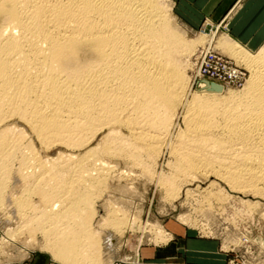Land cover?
<instances>
[{
	"label": "bare ground",
	"instance_id": "6f19581e",
	"mask_svg": "<svg viewBox=\"0 0 264 264\" xmlns=\"http://www.w3.org/2000/svg\"><path fill=\"white\" fill-rule=\"evenodd\" d=\"M168 12L165 0H0V205L39 227L53 262L98 263L89 208L114 168L104 157L151 159L184 103L183 129L168 145L175 169L158 184L172 195L179 176L201 172L264 195V45L220 37L216 48L249 71L243 89L204 78L185 102L182 56L201 39H185ZM26 132L45 152L69 151L42 159ZM10 175L18 195L8 198ZM34 195L44 204L35 213ZM116 211L102 224H126Z\"/></svg>",
	"mask_w": 264,
	"mask_h": 264
},
{
	"label": "rangeland",
	"instance_id": "374dc122",
	"mask_svg": "<svg viewBox=\"0 0 264 264\" xmlns=\"http://www.w3.org/2000/svg\"><path fill=\"white\" fill-rule=\"evenodd\" d=\"M165 7L167 12L169 11L171 24L173 23L172 25L178 31H182L185 39H201L190 53L182 56L186 66L183 69L187 77L183 97L185 102L190 101L193 92L199 89L193 81L198 69V55L203 48L212 47L225 57L235 60V63L246 71L245 80L239 85H227L217 81L210 83L241 91L249 76L248 69L239 63L238 59L228 56L215 45L225 34L239 42L229 33L227 19L224 17L217 22L206 21L198 26L190 27L174 15L171 0H165ZM241 44L252 51L256 49H251L244 43ZM231 62L234 64V61ZM184 105L185 103L178 105L171 132L164 136L165 144L158 148L160 150L156 152L157 154L154 153L152 160L145 153L142 154L138 163L124 156L104 157L110 166L113 165L111 167H114V170L112 169L106 178L104 188L95 189L90 193L93 203L91 209L89 208V212H93L90 229L95 232L96 237H94L99 243L97 264H121L128 261H135L133 263L137 264L139 258L135 259V256L139 247L161 245L166 242L177 245L186 242L189 238L209 240L215 244L212 250L221 258L207 264H264L263 194L233 188L221 177L215 174H201V172L192 174L195 177L179 176L181 181H178L179 187L176 194H172L173 196L166 193V190L158 184L159 173L170 175L169 171L172 173L175 169V163L172 164L175 158L172 157L171 147L169 148L168 145L175 143L176 134L181 128L183 129V114L186 111ZM9 122L25 130L19 120L12 118ZM120 132L126 135L125 129L121 128ZM28 133L26 132V139L31 140L35 152L42 159L55 157L60 152L66 154L69 151L65 147H55L45 152ZM97 138L101 139V134ZM96 141L92 142L93 145L99 140ZM148 163L150 166L147 165ZM147 168L150 169L149 172H146ZM11 176H9L10 179L8 178V187L4 193V197L8 198L11 194L18 195V192L11 193L15 183ZM31 198L32 204L38 209L33 210L34 213L44 207L42 201H39V195ZM4 200L0 205V264H28L34 256V251L47 252L41 249L44 238L36 224L23 221L20 213L17 215L15 208ZM112 209H116L118 214L125 213L126 217L124 214L122 216L127 218L125 219L127 223L120 226L112 223L114 226H110L111 221L110 224L108 221V224H102L101 217H105ZM27 213L29 214L30 211ZM129 221L133 224L130 225ZM158 230L167 234L166 239L170 238L166 241L156 239ZM107 237L108 240L111 239V242H108ZM46 264L59 263L50 259Z\"/></svg>",
	"mask_w": 264,
	"mask_h": 264
},
{
	"label": "crops",
	"instance_id": "0c3cea01",
	"mask_svg": "<svg viewBox=\"0 0 264 264\" xmlns=\"http://www.w3.org/2000/svg\"><path fill=\"white\" fill-rule=\"evenodd\" d=\"M174 15L187 26L227 19L231 36L247 47L264 45V0H171ZM170 238V237H169ZM168 238V239H169ZM209 240L189 238L186 242L144 245L138 248L137 264H207L221 257ZM135 262V261H133ZM124 262L121 264H136Z\"/></svg>",
	"mask_w": 264,
	"mask_h": 264
},
{
	"label": "built area",
	"instance_id": "2783aa9c",
	"mask_svg": "<svg viewBox=\"0 0 264 264\" xmlns=\"http://www.w3.org/2000/svg\"><path fill=\"white\" fill-rule=\"evenodd\" d=\"M198 56V70L193 81L196 86L202 85L204 78L230 85L242 83L246 71L235 62L232 64V58L225 57L212 47L201 49Z\"/></svg>",
	"mask_w": 264,
	"mask_h": 264
},
{
	"label": "water",
	"instance_id": "95a60500",
	"mask_svg": "<svg viewBox=\"0 0 264 264\" xmlns=\"http://www.w3.org/2000/svg\"><path fill=\"white\" fill-rule=\"evenodd\" d=\"M50 261V256L47 252L39 250L34 251V256L28 262V264H46Z\"/></svg>",
	"mask_w": 264,
	"mask_h": 264
}]
</instances>
